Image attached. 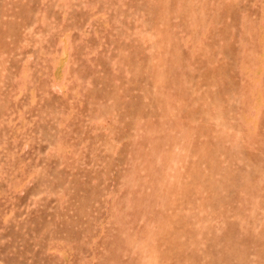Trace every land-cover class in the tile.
I'll return each instance as SVG.
<instances>
[{"label":"rangeland","instance_id":"rangeland-1","mask_svg":"<svg viewBox=\"0 0 264 264\" xmlns=\"http://www.w3.org/2000/svg\"><path fill=\"white\" fill-rule=\"evenodd\" d=\"M0 264H264V0H0Z\"/></svg>","mask_w":264,"mask_h":264}]
</instances>
